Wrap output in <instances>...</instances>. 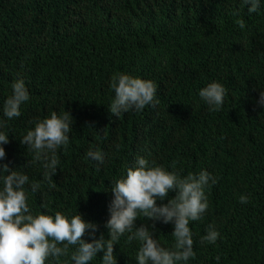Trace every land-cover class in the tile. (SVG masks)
I'll use <instances>...</instances> for the list:
<instances>
[{"label": "trees", "instance_id": "1", "mask_svg": "<svg viewBox=\"0 0 264 264\" xmlns=\"http://www.w3.org/2000/svg\"><path fill=\"white\" fill-rule=\"evenodd\" d=\"M247 7L242 0H0L4 162L29 176L33 213H80L99 225L97 238H108L110 188L138 157L181 176L206 170L217 183L205 190L207 212L189 223L196 256L187 264H264V108L256 103L264 90V0L256 13ZM117 73L154 81L158 105L111 114ZM19 78L30 99L20 117L8 120L3 104ZM213 81L227 90L219 111H209L199 96ZM67 111L69 144L57 152L49 188L41 163L25 166L33 152L20 139L52 112ZM90 149L105 153L99 168L86 156ZM31 182H41L40 191L33 193ZM241 195L250 202L240 203ZM209 225L220 236L201 245ZM172 231L158 221L154 238L171 248ZM139 247L122 236L117 264H137ZM59 264L73 262L61 257ZM90 264H102V253Z\"/></svg>", "mask_w": 264, "mask_h": 264}, {"label": "clouds", "instance_id": "2", "mask_svg": "<svg viewBox=\"0 0 264 264\" xmlns=\"http://www.w3.org/2000/svg\"><path fill=\"white\" fill-rule=\"evenodd\" d=\"M242 3L248 6L249 13H256L261 6V0H242ZM237 24L241 29L245 27L243 20H238ZM110 87L115 95L107 108L115 117L130 110L143 111L146 106L155 108L159 103L157 85L152 80L117 73L112 76ZM11 88L12 94L3 104V115L8 120L20 117L21 105L30 99L22 78L15 80ZM199 96L209 111H219L227 90L220 82L213 81L200 89ZM256 103L264 108V90H260ZM3 124L0 121V127ZM72 126L73 117L69 111L52 112L49 117L37 121L20 139V143L33 152L25 166L41 163L43 180L49 188L55 187L53 176L59 165L57 152L69 144ZM7 143L9 133L0 131V264H59L61 257L69 256L73 264H90L98 253H102V264H117L114 247L125 234L129 243L138 241L140 244L137 264H187L195 258L189 223L201 220L209 208L205 190L217 183L211 173L201 170L198 174L181 176L138 157L136 166L129 167L126 176L112 184L109 218L104 224L108 238L104 233L97 238L99 225L86 221L80 213L70 218L59 211L54 216L33 213L25 190L29 176L4 162L3 145ZM86 156L94 160L98 168L105 163V153L99 150L90 149ZM40 189L41 182H31L33 193ZM172 192L175 195L169 197ZM166 198V203H157ZM239 200L242 204L250 202L247 195H241ZM138 218L147 223L137 226ZM158 221L173 225L174 245L171 248L161 246L154 238ZM86 233L90 240L84 239ZM219 236L215 226L209 225L200 243L215 244ZM70 249L74 250L70 252ZM220 259L219 255L215 257L217 262Z\"/></svg>", "mask_w": 264, "mask_h": 264}]
</instances>
